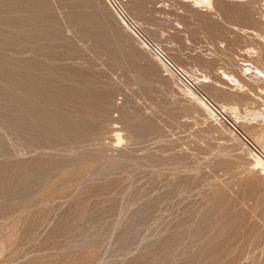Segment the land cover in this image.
I'll use <instances>...</instances> for the list:
<instances>
[{
	"label": "rangeland",
	"instance_id": "obj_1",
	"mask_svg": "<svg viewBox=\"0 0 264 264\" xmlns=\"http://www.w3.org/2000/svg\"><path fill=\"white\" fill-rule=\"evenodd\" d=\"M195 1L0 0V264H264V0Z\"/></svg>",
	"mask_w": 264,
	"mask_h": 264
},
{
	"label": "built area",
	"instance_id": "obj_2",
	"mask_svg": "<svg viewBox=\"0 0 264 264\" xmlns=\"http://www.w3.org/2000/svg\"><path fill=\"white\" fill-rule=\"evenodd\" d=\"M119 9L121 13H123L122 9ZM153 50L158 55V57L163 60L165 65L174 74V76L180 82H182L186 88H188L189 90L194 88L193 80L190 79V76H188L181 68L175 65L159 48L153 47ZM210 106L228 123V126L232 129V131L237 134V136H239V138L252 150V152L257 156L262 157V159L264 160V150L253 144L251 140H249L241 130H239L234 124H232L216 106L211 103Z\"/></svg>",
	"mask_w": 264,
	"mask_h": 264
},
{
	"label": "bare ground",
	"instance_id": "obj_3",
	"mask_svg": "<svg viewBox=\"0 0 264 264\" xmlns=\"http://www.w3.org/2000/svg\"><path fill=\"white\" fill-rule=\"evenodd\" d=\"M197 2H198V4H206V5H208V7L210 6H212V2H211V0H196ZM195 1V2H196ZM204 2V3H203ZM252 68L251 67H247V68H245V70L246 71H250ZM254 69V72H256V73H258V75L260 74L261 76H264V71L263 70H261L260 68H258V67H254L253 68ZM29 76V75H28ZM33 77V76H32ZM224 77H226V78H228V77H230V76H228V75H226V76H224ZM61 81V80H60ZM66 81V80H65ZM27 82V81H26ZM46 83V82H45ZM64 85V84H63ZM33 87V86H32ZM34 88V87H33ZM36 88V87H35ZM42 89V88H41ZM37 90H39V89H37ZM42 91V90H41ZM10 92V91H9ZM38 92V91H37ZM36 93V92H35ZM36 94H40V93H36ZM55 94V93H54ZM20 96V95H19ZM41 97V96H40ZM57 97V96H56ZM43 98H46V97H43ZM45 103V102H44ZM24 106V105H23ZM28 108V107H27ZM48 110V109H47ZM48 113V112H47ZM76 113V112H75ZM35 119V118H34ZM60 124V123H59ZM27 128V127H26ZM54 130V129H53ZM35 133H36V131H35ZM246 136V135H245ZM247 137V136H246ZM31 138V137H30ZM248 138V137H247ZM120 139V138H119ZM118 139V140H119ZM249 139V138H248ZM121 140V139H120ZM250 140V139H249ZM252 142V141H251ZM62 143V142H61ZM253 143V142H252ZM72 144V143H71ZM254 144V143H253ZM259 157V156H258ZM255 164H256V166L257 167H262V163H261V161H260V159L258 158V159H256L255 160V162H254ZM264 167V166H263ZM65 173V172H64ZM77 177V176H76ZM77 180V179H76ZM54 184V183H53ZM42 189V188H41ZM57 196V195H56ZM60 197V196H59ZM54 201V200H53Z\"/></svg>",
	"mask_w": 264,
	"mask_h": 264
}]
</instances>
